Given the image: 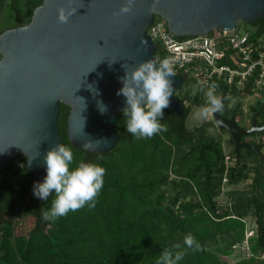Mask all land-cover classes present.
Instances as JSON below:
<instances>
[{"label": "trees", "instance_id": "trees-1", "mask_svg": "<svg viewBox=\"0 0 264 264\" xmlns=\"http://www.w3.org/2000/svg\"><path fill=\"white\" fill-rule=\"evenodd\" d=\"M17 2L10 1L12 9L17 10ZM40 3L41 0H25L20 12L27 19L26 23ZM5 6L6 0H0V11ZM18 24L25 23L19 22L3 30ZM249 24L253 27L252 40L264 36V16ZM155 47L157 51L156 41ZM217 83L220 93L238 92ZM249 88L246 85L239 92L250 94ZM198 91L201 93L203 88L198 86L194 100L201 104ZM259 108L257 120L264 114V102L254 107L253 112ZM68 111L69 107L60 103L58 121L64 129L61 144L72 149L74 163L71 167L84 161L98 163L106 170L96 206L69 212L46 227L40 209L51 206L54 193L47 201L33 199L28 192L30 174L24 170V164L20 167L7 164L0 169V216L23 208L34 217V225L26 233L16 234L9 221L0 219V264H156L164 248L178 242L183 245V238L189 232L203 250L194 253L185 246L186 255L178 264H264V171H260L258 161L249 184L250 197H236V191L228 190L225 193L236 201L219 212L216 197L221 190L224 154L219 143L206 139V128L212 121L188 129L185 122L190 107L184 106L183 116L164 109L160 122L168 131L152 138L136 139L126 131L127 118L122 111L117 114L119 138L112 148L116 155L111 156L88 152L69 142ZM260 122L264 124V119ZM245 154L258 158L254 150L242 148L239 162L235 160L227 174V184L244 177L246 164L241 162ZM104 155L109 157L103 158ZM170 170L184 177L186 185L164 203V192L157 190L168 182ZM193 191L199 198L194 202L186 199ZM249 212L255 216L256 231L248 238V255L243 257L245 251H242L237 261L226 262L210 253V245L222 242L225 244L218 245L217 249L223 254H232L233 246L244 238L242 219Z\"/></svg>", "mask_w": 264, "mask_h": 264}, {"label": "water", "instance_id": "water-1", "mask_svg": "<svg viewBox=\"0 0 264 264\" xmlns=\"http://www.w3.org/2000/svg\"><path fill=\"white\" fill-rule=\"evenodd\" d=\"M123 2L71 0L76 12L61 24L57 10L68 7V0H41L28 23L0 33V169L23 156V168L30 174L28 192L37 201L42 199L34 195L33 185L47 175L44 156L61 143L60 103L69 107L66 133L73 146L84 149L86 140L106 138L107 146L88 152L105 153L113 148L119 138L117 114L126 107V98L117 95L123 86L119 79L125 74L122 65L131 71L155 58V43L146 30L156 15L178 37L230 31L240 22L252 23L264 16V0H135L130 14L115 16ZM170 79L174 93L166 109L183 116L184 103L175 94L183 77L177 74ZM89 85L99 94L94 95ZM230 93H221L222 102ZM97 101L107 105L106 113L101 114ZM260 109L252 113L250 127L238 125L235 114L212 113L211 119L218 129L230 133L236 162L242 148L252 149L261 171V145L241 140L264 131V124H256Z\"/></svg>", "mask_w": 264, "mask_h": 264}, {"label": "clouds", "instance_id": "clouds-1", "mask_svg": "<svg viewBox=\"0 0 264 264\" xmlns=\"http://www.w3.org/2000/svg\"><path fill=\"white\" fill-rule=\"evenodd\" d=\"M68 5V7L61 6L57 10V20L61 24L68 23L76 12V8L71 7V0H68ZM134 5L135 0H124L114 15H128L133 11ZM122 67L125 69V74L119 79L123 86L117 91V95L122 94L126 98V107L123 109V115L127 118L126 131L136 139L152 138L156 134L167 132L168 127L160 121L164 116L163 110L169 107L170 97L174 93L170 78L175 77L177 73L173 62L167 57L162 60L155 57L141 62L131 71L127 70L125 65ZM218 87V83L212 81L204 90L205 104L199 111V116L204 119L212 113L223 111L222 98L216 94ZM89 88L94 95L99 94L91 85ZM97 107L101 114L108 110L107 105L102 101H97ZM83 128L84 118L81 116L80 131L83 132ZM109 143L106 138L88 139L82 147L86 151H95L101 145L107 146ZM44 161L47 175L43 182L34 183L33 192L36 197L45 201L54 193L51 206L40 209L41 219L46 227H50V222L66 216L69 212L78 211L85 206L89 209L95 208L96 198L104 184L103 177L106 171L104 167L98 163L84 161L77 163L74 168L71 167L74 163L72 149L61 143L47 151ZM185 246L194 253L203 250L196 237L189 232L183 238V245L178 242L171 248H164L156 264H178L186 255Z\"/></svg>", "mask_w": 264, "mask_h": 264}, {"label": "rangeland", "instance_id": "rangeland-1", "mask_svg": "<svg viewBox=\"0 0 264 264\" xmlns=\"http://www.w3.org/2000/svg\"><path fill=\"white\" fill-rule=\"evenodd\" d=\"M10 1L11 0H6V6L0 11V33L2 32L4 27L19 22H24V23L27 22V19L23 18L20 12L23 11L25 7V0H18L17 10L12 9V7L10 6ZM237 29H249L251 31L253 27L249 23L240 22L239 24H237ZM197 90H198V85L195 79L192 78L190 74H188L187 77H185L182 86L175 93L176 96L180 97L183 100L184 106L190 107L191 111L185 122V125L188 129H193L195 127H198L205 121L206 122L212 121L211 114L208 116L207 119H204L201 116H199V111L201 107L205 104V96H204V90L201 93H199L198 91V93L200 94L201 104L196 103L194 100V95L196 94ZM217 95L220 96L221 93ZM261 102H264L263 93L260 94L258 93V91H256L253 95L248 96L238 91L233 95H228L225 98L223 102L224 104L223 112L230 114L232 110L236 111V118L239 121V123L242 125L248 124L249 117L253 112V108L259 105ZM263 119H264V114L263 116L258 117L259 121ZM57 122L59 127V136L61 140L62 139L61 134L64 129L60 127L58 118H57ZM205 135L207 137L206 139L213 140L219 143L224 154V159H223L224 172L221 180V186H220L221 190L219 195L216 197V200L219 202L218 211L220 212L221 210L228 208L230 204H233L236 201L235 198H230L229 195L225 193L226 191L233 189L234 191H236V197L237 196L239 197V195L242 198L250 197L251 192L249 189V184L251 183L254 177L255 166L258 164L257 162L259 161V158H257L254 154H249V155L245 154L241 162L246 164L244 177L236 183L227 184L228 183L227 174L230 171V169L233 167L235 162V154L233 152L234 147L230 142L229 133L225 129H218L214 124V122L212 121V124H210L206 128ZM253 139L254 140L260 139L261 141H264V132H262L261 135L260 133H258V135L254 136ZM186 147L187 146H184L183 148ZM261 151L264 154V144H262L261 146ZM105 153L112 154L111 156L116 155L115 149L114 150L111 149L110 151ZM243 153L246 152L243 150ZM226 156H228V158H226ZM229 156L231 157L230 159ZM102 157L108 158L109 155L108 156L104 155ZM232 157H234V159ZM24 161L25 159L23 156H18L17 158L13 159L10 163H12L14 167H20L24 164ZM262 171H264V167L262 168ZM168 173H169L168 182L157 190V192L159 191L164 192V197H163L164 203L167 202L170 197H172L174 192L178 190L180 191L182 187L186 185V180L184 177H179L175 175L174 173L171 172V170ZM186 199H189L190 201L194 202L199 198L196 192L193 191L192 193L188 194ZM27 201L28 200H26V202ZM0 219L9 221L12 225L14 233L16 234H24L28 230H30L34 225V217L30 213H27L26 210H23V208L17 209V211H15V213L13 214L4 213L0 216ZM242 221H244L245 224L244 238L242 239V241L235 244L236 247L233 246L232 254H223L217 249L218 245L225 244L222 242L218 245H210L208 247V251L213 255L219 257V259L226 262H235L237 261L239 256L241 258L242 255H240L239 253H242V251L247 250V241L249 240L246 236L247 231H249V229H252L254 232L256 231L255 216L251 212H249L248 215L244 216ZM253 235H255V233ZM245 256H247L246 253L243 254V257Z\"/></svg>", "mask_w": 264, "mask_h": 264}, {"label": "built area", "instance_id": "built-area-1", "mask_svg": "<svg viewBox=\"0 0 264 264\" xmlns=\"http://www.w3.org/2000/svg\"><path fill=\"white\" fill-rule=\"evenodd\" d=\"M146 31L153 42L158 43L155 57L161 60L169 58L174 64L175 72L182 75L183 81L190 74L203 90L215 81L236 91L249 85L248 96L256 91L263 93V36L256 41L252 40L249 29H237L236 26L230 31L214 30L206 34L178 37L167 28L165 20L157 15ZM216 94H220L218 89ZM253 234L254 231L249 229L246 236L249 238ZM248 251L249 241L245 250L247 255Z\"/></svg>", "mask_w": 264, "mask_h": 264}, {"label": "flooded vegetation", "instance_id": "flooded-vegetation-1", "mask_svg": "<svg viewBox=\"0 0 264 264\" xmlns=\"http://www.w3.org/2000/svg\"><path fill=\"white\" fill-rule=\"evenodd\" d=\"M232 114H235V119H236V122L238 123V125H240L241 127H250V118H251V115H250V117H249V122H248V124H244V125H242V124H240L239 123V121L237 120V118H236V113L234 112V111H231L230 112V114H227V113H225L224 115H222V116H225V117H230ZM256 124L257 125H262L263 123H261L259 120H257V117H256ZM226 130V129H225ZM227 131V130H226ZM228 132V131H227ZM229 133V132H228ZM258 133H260V135H261V132H255L254 134H252V135H245V136H242L241 137V140H246V141H249V142H251V143H258V144H260L261 146H262V144H264V141H261L260 139L259 140H254L253 138H254V136H257L258 135ZM252 138V139H251ZM229 139H230V133H229ZM231 141V140H230ZM232 143V142H231ZM232 145H233V143H232ZM259 158V157H258ZM236 160V159H235ZM260 163V162H259ZM264 167V166H263Z\"/></svg>", "mask_w": 264, "mask_h": 264}]
</instances>
